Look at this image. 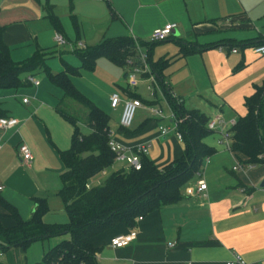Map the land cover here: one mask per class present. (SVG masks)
<instances>
[{"label":"crops","instance_id":"0c3cea01","mask_svg":"<svg viewBox=\"0 0 264 264\" xmlns=\"http://www.w3.org/2000/svg\"><path fill=\"white\" fill-rule=\"evenodd\" d=\"M246 1L0 0V28L4 29L3 41L8 48L11 44L32 42L33 49L27 58L37 49L47 54L46 65L48 60L57 56L61 72L65 62L63 56L75 57L73 51L80 50L78 44L84 49L106 39L120 37L147 43L154 29L167 23L174 24L170 38L164 42L177 46L176 42L180 40L199 47L195 54L174 56L182 58L187 67L196 58L202 74L194 70L187 73L189 77L182 75L167 82L165 71L169 65L164 71L169 92L187 108L184 95L179 92L191 88L192 92L188 95L206 102L212 114L204 113L200 107L187 110H197L209 119L219 115L235 121L246 114L245 98L251 96L264 80V56H257L251 51L252 45L264 42V0H253L251 6H247ZM234 7L238 10H233ZM49 11L59 20L60 33H56L49 24ZM56 34L64 38L67 49H45L47 44L53 43ZM41 39L45 41L44 45H41ZM226 42L235 44L233 49L237 52L231 53ZM215 44L222 46V51ZM207 45L211 47L200 49ZM150 58L153 61L159 59H153L152 51ZM161 58L168 59V55ZM35 76L33 78L39 82ZM40 86V83L38 86L26 85L32 90L30 94L21 88L0 90L2 119L18 121L15 128L0 130V199L12 207L23 221L34 212L35 199L56 201V193L61 187L59 177L64 172L58 152L70 146L71 135L67 143L64 136L60 138L62 131L70 132L64 126L68 122L55 111L62 92L51 85L60 94L49 101L48 106L43 103H47L46 97H43L47 93L40 92ZM47 91L54 90L49 88ZM120 92L122 101L129 98L126 88ZM133 94L139 95L137 89ZM108 98L105 99L107 102ZM25 99L26 103H23ZM100 108L107 112V106ZM119 108L121 110V105ZM151 119L152 123L148 122L134 135L113 131L114 139L127 147L172 141L175 144L173 153L170 151L167 161L157 165L163 166L182 155L184 144L173 136L159 137L158 126L157 133L148 136V127H156V121ZM55 130L58 131V139L55 138ZM213 137L214 144L205 142L214 149V153L205 161L196 180L205 182L206 191L194 196L183 195L177 204L140 217L142 219L131 228L119 225L94 238L92 245L98 249L97 264H227L234 256H239L244 264H264V186L259 187L264 180V164L241 166V171H233L235 159L218 144L217 136ZM59 140L63 143L60 144ZM21 144L31 152L33 159L29 165L21 163L18 157L17 147ZM120 168L121 164L117 169ZM106 172L102 174L106 176ZM55 205L58 213L62 214L59 223L52 219L48 210L42 219L45 224L67 222L61 202ZM0 224L4 228L15 225L1 206ZM132 230L136 237L131 244L120 249L110 247L113 237L126 235ZM62 239L66 237L44 241L42 250H30L37 242L25 250L19 247L0 250V264L38 263L44 253Z\"/></svg>","mask_w":264,"mask_h":264},{"label":"trees","instance_id":"16d2710c","mask_svg":"<svg viewBox=\"0 0 264 264\" xmlns=\"http://www.w3.org/2000/svg\"><path fill=\"white\" fill-rule=\"evenodd\" d=\"M47 20L56 33H60L59 20L51 11L47 13ZM3 32L4 29L0 28V90L20 89L29 84L27 77L43 72L50 84L62 92L55 111L71 125L72 134L69 148L58 152L64 168L59 177L61 187L58 197L67 222H43V216L48 212L45 199L34 200V212L25 221L0 199V206L15 221V225L10 228L0 224V250L18 247L25 250L35 242L66 237L48 249L41 261L35 264H97L98 249L92 245L94 238L119 225L131 228L136 218H143L183 199L184 186L201 174L205 160L214 153V149L205 142V138L213 134L207 129L209 118L197 110H186L169 92L164 71L170 65V60L159 58L153 61L150 58L153 45L159 42L147 44L136 40L140 48L146 49L147 64L167 105L176 119L181 120L177 130L181 134L184 150L178 159L163 166H157L142 156L140 170L117 169L109 173L102 183L90 187L89 181L93 177L111 169L114 164V154L108 145L111 131L108 116L73 85L71 78L78 76L77 68L63 63V70L53 74L45 64L47 54L39 49L25 61L15 63L11 60L9 48L4 44ZM226 43L230 51L236 47L232 42ZM176 44L182 57L199 51L195 44L180 40ZM215 45L217 49H222L219 44ZM249 45L252 44H245ZM135 46L133 38L120 37L75 50L73 54L81 67L89 70L94 68L97 59L104 58L122 69L125 78L127 62L134 59L137 63ZM207 47L211 45L200 49ZM126 93L129 99H137L147 107L156 106L160 101L156 92L154 99L148 102L133 94L134 91L126 90ZM244 107L246 114L238 117L231 129L230 153L242 167L261 165L264 164V80L251 96L245 98ZM3 117L4 113L0 110V119ZM143 126L134 132L120 127L117 131L134 135ZM81 128L87 129L88 133H81Z\"/></svg>","mask_w":264,"mask_h":264},{"label":"rangeland","instance_id":"374dc122","mask_svg":"<svg viewBox=\"0 0 264 264\" xmlns=\"http://www.w3.org/2000/svg\"><path fill=\"white\" fill-rule=\"evenodd\" d=\"M253 2H254L253 0H247L245 3H247V6H251ZM233 10H235V11L238 10V7H234ZM217 14H221V13H217ZM44 37H45V35L42 36V38H44ZM207 37H209V36H207ZM195 40L199 42V40H197V39H195ZM44 43H45V41H43L41 39V45H44ZM147 43L151 44V41H148ZM66 45L67 44H65L63 46H58L55 39H53V43L50 42L49 45L47 44L45 49H51V50L57 51V50H61L62 48L67 49L68 45L67 46ZM9 49H10V56H11L12 60H14L15 62H23L26 60V58L32 52L33 46H32V42H26L24 45L16 43V44H11ZM142 51L145 53L146 49L143 48ZM152 54H153V59H158V58H161L163 56L168 55V60H171L170 61L171 64H170L169 68L165 71V75L167 76V78H166L167 82L174 81L178 77H181L182 75H187V77H189V75L187 73H190L194 70H195V73L199 72L200 74H202L201 70L199 69L200 65L197 63L196 58L194 59V62L192 61L193 63H188L187 64L188 67H187L182 62V58H180L178 56H177L178 57L177 58L174 56V54L180 55L179 48L174 43H171V42L156 43L152 47ZM171 56L173 57L172 59H171ZM63 60L66 62V63L64 62L65 64H69V66H72V67L78 69V76L71 78L75 88L81 94H83L87 99H89L98 109L101 110L100 107H102L103 105L107 106V108H106L107 112H104V113L109 118L110 130H111V132L117 131V129H118V118L120 116L121 110L119 107L114 111L111 110L109 108L108 102L105 99H107L112 92H117L118 94H120V97L123 96L122 93L120 92L121 89L125 88V84H124L125 81L123 78L122 69L114 66L112 63H110L108 60H106L104 58L97 59L95 62L94 68L92 70L85 69V68L81 67L79 60L76 57H73L72 55H65V58L63 56ZM154 61H156V60H154ZM185 62L187 63V59L185 60ZM46 67L53 74L58 73L62 68L59 64V60H58L57 56L55 58L48 60ZM197 68H198V70H197ZM35 77H36V79L39 80V83L41 84L40 89H39L40 92L47 93V96H46V94L43 96V97H46L45 101H47V103L46 102H43V103L45 105L49 106L48 102L53 100L54 98H57V96L60 94V91L56 88L51 87L50 82L48 81L46 75L43 72L37 73V76H35ZM189 86L192 87L193 85L190 84ZM49 88L53 89L54 91H50V92L47 91V89H49ZM21 89L23 91L25 90L26 94H30L32 91V90H30L29 87H25V86L22 87ZM191 92H192L191 88H186V89H184L183 92H179L182 95H184L183 100H184L185 106L189 109L193 108V107H200L199 109L201 111H203L204 113L212 114V112L210 111V108L206 102H204V101L201 102V101L195 99V97L188 95ZM137 93L140 95L141 99L144 101L148 102V101H152V99H153V97L150 96V94L145 91V87L143 86V84L138 85ZM156 95L158 96L157 92H156ZM187 95L190 97H188ZM39 98H41V97H39ZM198 102H200L201 104H199ZM159 104H160V108L162 109L163 114H164L163 120H157L155 123L156 127H150V128L148 127V131H146L148 136H153L155 133H157V126L162 127V128H168L169 127L168 120L170 117V113L172 111L168 106H166V104L163 101H160ZM187 108H185V109L187 110ZM150 119H151V117L149 115V112L145 108L137 109L135 114H134L133 123H132L131 127L129 128V131L134 132L135 130L139 129L140 127L147 124L148 122H149L148 124H150V122L152 123V121H150ZM224 120L229 121L226 119H224ZM65 124L66 125H64V126H66V128H68L70 132L65 133L64 131H62V135L60 136V138H62V136H64L65 142L67 143V141L69 142V137L71 135V127H70V125H68V123H65ZM81 133L87 134V131L85 129L81 128ZM54 135H55V138L57 137V139H58V131L55 130ZM213 135H216V134H214V133L210 134L208 137L205 138V141H207L210 144H214L215 138L213 137ZM171 136H172V134L167 135L168 138H170ZM168 138H166V139H168ZM217 138H219V137L217 136ZM59 143L61 144V143H63V141L59 140ZM151 145H152V149H150L148 151V154L146 157L149 161L153 162L156 165H159V164L167 161L168 153H170V151H172V153H173V150L175 148V144L170 140H167L165 142L158 141V143L156 142V143L151 144ZM67 147H69V146H67ZM178 147H180V144H178ZM119 165L120 164H118V163L113 164V170L117 169V167ZM204 165H205V163L203 164V166ZM113 170H110V169L107 170L108 172H106L107 173L106 176L102 173L96 175L95 177H93L89 181V185L90 186H96V185L102 183L104 181V179L109 175V173H111ZM201 170H203V167ZM199 176L200 175H197V177L192 178L184 186L183 195H185L184 193H185L187 188L193 187V185L195 184V182ZM56 196H57V197H55L56 201H54V202L52 200L47 201L45 198H42V199L46 200L47 205H48V210H50V215L52 216V219L54 221H56L57 223H59V221H60L59 219L61 218L62 214L58 213V211L56 210V205H55V204H58V201L60 202V199L58 197V192L56 193ZM65 221H66V219H65ZM43 242L44 241L37 242V244L32 246V247L29 246V247H31L30 250H42Z\"/></svg>","mask_w":264,"mask_h":264},{"label":"built area","instance_id":"2783aa9c","mask_svg":"<svg viewBox=\"0 0 264 264\" xmlns=\"http://www.w3.org/2000/svg\"><path fill=\"white\" fill-rule=\"evenodd\" d=\"M175 28L174 24H164L163 26L154 29L150 34V41L151 42H164L166 41L170 36ZM54 39L58 46H63L66 44V41L64 38L56 34L54 36ZM135 44H136V53H137V63H135V60L132 59V61L127 62V69H126V76L124 78L125 81V88L128 91H135L138 88L139 84H144L145 91L150 94V96L154 99L155 92L158 93V96L160 98V101H163L166 106L167 103L157 85L156 79L154 75L152 74L148 64H147V56L146 54L141 50L140 46L136 42V39L133 38ZM78 49L82 50L83 46L78 44ZM219 51H222L221 48H219ZM252 53L257 56H264V43L252 47ZM231 53H236V49H232L230 51ZM27 82L38 86L39 82L35 80L33 77H27ZM152 99V100H153ZM159 101V102H160ZM109 107L111 110H116L121 105V113L118 118V127L122 129H129L133 123L134 114L137 109L145 108L148 112L151 118L153 119H159L163 120V111L160 108V104L153 106V107H147L143 105L139 100L137 99H126L124 101L121 100V97L117 93H113L108 98ZM23 103H26V99L23 100ZM169 107V106H168ZM179 121L174 116L173 112L170 113V117L168 120L169 127L168 128H162L159 127V137H166L168 134H172V136L179 142H182L181 134L178 132V125ZM18 125V121L14 119H0V130H6V129H12L15 128ZM235 125L234 120L225 121L221 116H215L212 119H209L207 123V129L208 131L216 134L218 138V144L221 145L225 150L230 152V145H231V129ZM109 148L110 151L114 154V164L118 163L121 164L122 168L124 170L133 169L135 171L140 170L141 168V162L140 158L142 156H147L149 149L151 148L150 142L136 144L131 147L124 146L114 139L113 132H109ZM17 153L18 157L21 161V163L25 165H29L32 162V155L29 150V148L21 144L17 147ZM207 161V159L205 160ZM233 171H241V166L235 161V165L232 168ZM206 191V184L203 180H198L196 182V185L194 187L187 188L185 191L186 196H194L199 195ZM142 218L138 217L135 222L140 221ZM136 237V233L134 230L130 231L126 235H120L115 236L110 240V247L112 249H120L123 248L129 244H131ZM227 264H244L243 261L239 256H234V259L231 262H228Z\"/></svg>","mask_w":264,"mask_h":264},{"label":"water","instance_id":"95a60500","mask_svg":"<svg viewBox=\"0 0 264 264\" xmlns=\"http://www.w3.org/2000/svg\"><path fill=\"white\" fill-rule=\"evenodd\" d=\"M263 186H264V180L262 181L259 187L262 188Z\"/></svg>","mask_w":264,"mask_h":264}]
</instances>
